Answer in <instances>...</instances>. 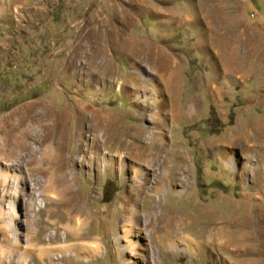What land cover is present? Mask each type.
Masks as SVG:
<instances>
[{
    "label": "rangeland",
    "instance_id": "obj_1",
    "mask_svg": "<svg viewBox=\"0 0 264 264\" xmlns=\"http://www.w3.org/2000/svg\"><path fill=\"white\" fill-rule=\"evenodd\" d=\"M33 116L50 157L0 160V264H264V0H0V137Z\"/></svg>",
    "mask_w": 264,
    "mask_h": 264
},
{
    "label": "bare ground",
    "instance_id": "obj_2",
    "mask_svg": "<svg viewBox=\"0 0 264 264\" xmlns=\"http://www.w3.org/2000/svg\"><path fill=\"white\" fill-rule=\"evenodd\" d=\"M155 93H153L154 95ZM34 120L31 123H28L27 126L21 128L17 127L16 125H11L10 130L8 131V139L3 140V137H0V160L4 159L10 162V165H8V169L12 164H20L22 163V158L24 155H27L28 158H34L35 154L40 153L41 158L44 157L48 158L50 157L51 149L47 142H44L41 140V142L38 141L39 146H29V139L31 138H38L40 137L39 126L40 124H36L35 122L38 121L36 116H33ZM36 117V118H35ZM31 120V119H30ZM16 121V120H15ZM45 139V138H44ZM94 139V138H93ZM95 140V143L97 144V140ZM22 148L24 150V153H20L19 149ZM94 152V151H92ZM93 155V154H92ZM123 155L119 154H113L109 155L107 153H103V159L106 161V163H114L116 160H121ZM39 158V157H38ZM93 158V156H92ZM94 158H96V155H94ZM40 159V158H39ZM32 160V159H31ZM29 160V161H31ZM231 160V159H230ZM26 162V161H24ZM6 170V169H5ZM146 173L143 170H137L135 171L134 177L139 179L138 186L141 189H152L153 191L160 192L162 189H164L163 183L160 179L153 178L151 179H145ZM170 188V187H169ZM170 190L173 193H178L179 188L173 187L170 188ZM137 203V200L132 199H126L125 205H123L124 209L128 208H134ZM131 213V212H130ZM150 217V215H149ZM145 218L149 219L147 215L143 214H136L135 212H132L130 215L124 216V221L119 225V232H118V240L119 242H124V244H121V252L124 256L128 255H135L137 251L140 249V244L135 238L136 236L142 235L145 239L146 229H147V221H144ZM16 219V217H15ZM142 219V220H141ZM146 219V220H147ZM70 221L75 223L77 226V235L76 238L79 239L81 237L82 233V226L84 223V217L80 211V209H77L73 215L70 217ZM221 223V222H220ZM220 226V225H219ZM223 228V227H222ZM211 231V235L217 237L220 239V243L223 241L221 239L222 233H220V229ZM151 229V228H150ZM176 229V228H175ZM149 230V229H148ZM136 233V235H135ZM159 244L168 247H175L180 249H191V247H195V243L186 235L182 237H177L174 233L167 232L165 235L161 237V239L157 240ZM148 243V242H147ZM148 245V244H147ZM71 248L75 251V256L77 258L80 257H90L94 256L99 252V246L97 242L92 238L88 240H79L76 243H74ZM123 264H133L131 261H123Z\"/></svg>",
    "mask_w": 264,
    "mask_h": 264
}]
</instances>
